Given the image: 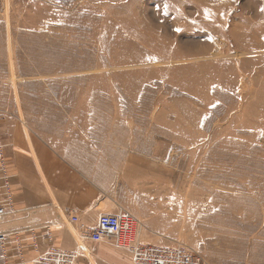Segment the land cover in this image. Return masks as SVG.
<instances>
[{"label": "rangeland", "instance_id": "374dc122", "mask_svg": "<svg viewBox=\"0 0 264 264\" xmlns=\"http://www.w3.org/2000/svg\"><path fill=\"white\" fill-rule=\"evenodd\" d=\"M0 112L138 242L264 262V0H0Z\"/></svg>", "mask_w": 264, "mask_h": 264}, {"label": "crops", "instance_id": "0c3cea01", "mask_svg": "<svg viewBox=\"0 0 264 264\" xmlns=\"http://www.w3.org/2000/svg\"><path fill=\"white\" fill-rule=\"evenodd\" d=\"M5 137L18 211L0 224V232L40 229L49 225L54 241L42 238L41 250L56 248L73 252L78 248V226L71 221V216L76 215L89 226H95L103 214H125L131 210V214L136 216L133 209L128 210L122 201L125 199L120 198L126 195L116 197L109 193H97L94 188L85 185L70 167L55 163L48 155L50 152L34 146L31 140L27 141L17 133L9 138L5 134ZM138 177L136 184H153L154 187V176ZM145 227L149 228L144 224L141 237H137L140 241L147 239ZM40 232L43 233V230ZM87 247L88 251L81 256L78 264H134L128 251L115 247L110 241L88 242ZM33 256V252L29 251L28 258Z\"/></svg>", "mask_w": 264, "mask_h": 264}, {"label": "built area", "instance_id": "2783aa9c", "mask_svg": "<svg viewBox=\"0 0 264 264\" xmlns=\"http://www.w3.org/2000/svg\"><path fill=\"white\" fill-rule=\"evenodd\" d=\"M2 122L0 112V224L18 211ZM71 221L78 226L77 250L63 252L50 248L42 251V238L54 241L49 225L40 229L0 232V264H78L88 251V242L103 241H110L115 247L128 251L134 264H205L201 256L185 246L159 247L138 242L135 221L127 213L103 214L95 226L82 223L76 215L71 216ZM29 251L34 254L31 259L28 258Z\"/></svg>", "mask_w": 264, "mask_h": 264}]
</instances>
